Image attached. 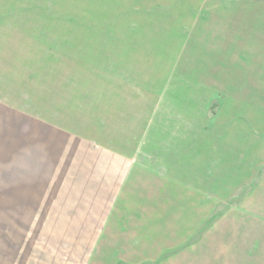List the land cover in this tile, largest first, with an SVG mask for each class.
I'll return each mask as SVG.
<instances>
[{"label":"rangeland","instance_id":"1","mask_svg":"<svg viewBox=\"0 0 264 264\" xmlns=\"http://www.w3.org/2000/svg\"><path fill=\"white\" fill-rule=\"evenodd\" d=\"M136 1L0 6V264H264V87L199 77L196 0Z\"/></svg>","mask_w":264,"mask_h":264},{"label":"crops","instance_id":"2","mask_svg":"<svg viewBox=\"0 0 264 264\" xmlns=\"http://www.w3.org/2000/svg\"><path fill=\"white\" fill-rule=\"evenodd\" d=\"M13 0H0V6L6 7L2 11H9L10 15L0 11L1 18H5V25L8 20L15 21L11 5ZM19 1V0H18ZM22 1V0H21ZM134 11L137 2L132 0ZM179 0H150L149 14H157L165 8L171 11L170 19L177 21L181 19L178 15L185 16L182 4ZM19 6V5H18ZM176 8L178 12L175 13ZM7 18V21H6ZM9 22V21H8ZM196 48L198 54L209 55L208 59H198V73L201 79H205L206 72L208 82L211 85H223L231 87H264V0H196ZM12 27V26H11ZM186 43V41H185ZM184 52L183 50H181ZM179 53V51L177 52ZM181 53V52H180ZM206 70V71H205ZM205 84V83H203ZM259 100L264 101V90L257 89ZM249 95V89H245L244 96ZM260 108L264 106L260 105ZM263 133V132H262ZM104 158H97L95 161H119L117 155L103 153ZM121 161V160H120ZM117 170V175H116ZM129 164H125L122 170H118V163L112 172L117 177V183L122 181L125 186V177L128 174ZM104 176V175H103ZM110 176V174H108ZM113 180V179H111ZM114 181L108 183L107 195L113 191ZM118 185L116 184V187ZM112 194V193H111ZM110 195V200L112 199ZM110 200L107 204H113ZM85 207H81L83 210ZM114 208L107 206L104 212L97 216L98 212L86 207L88 222H80V229L89 230V237L80 238L76 234H69L66 241H60L54 245H96L100 244L102 230H106L109 222V215ZM95 215V216H94ZM69 224V223H68ZM95 230V231H93ZM75 235V236H74ZM88 239V241H78ZM78 242H81L78 244ZM42 245V244H41ZM47 244L44 243V246Z\"/></svg>","mask_w":264,"mask_h":264}]
</instances>
